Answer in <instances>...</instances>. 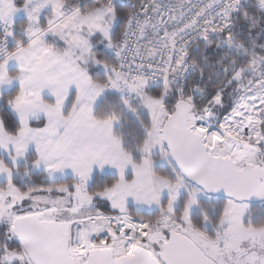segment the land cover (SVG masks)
Segmentation results:
<instances>
[{"label":"snow or ice","instance_id":"6c2138e0","mask_svg":"<svg viewBox=\"0 0 264 264\" xmlns=\"http://www.w3.org/2000/svg\"><path fill=\"white\" fill-rule=\"evenodd\" d=\"M0 264H264V0H0Z\"/></svg>","mask_w":264,"mask_h":264}]
</instances>
